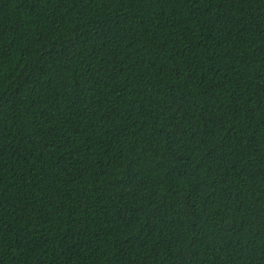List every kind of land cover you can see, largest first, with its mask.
<instances>
[{
    "label": "trees",
    "instance_id": "1",
    "mask_svg": "<svg viewBox=\"0 0 264 264\" xmlns=\"http://www.w3.org/2000/svg\"><path fill=\"white\" fill-rule=\"evenodd\" d=\"M0 264H264V0H0Z\"/></svg>",
    "mask_w": 264,
    "mask_h": 264
}]
</instances>
